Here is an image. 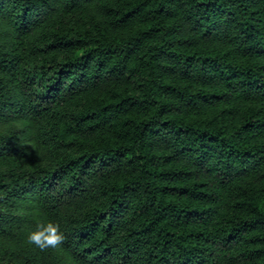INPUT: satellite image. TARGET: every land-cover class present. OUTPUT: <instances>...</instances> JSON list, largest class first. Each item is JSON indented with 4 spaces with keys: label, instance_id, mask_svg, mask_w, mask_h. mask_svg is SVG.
<instances>
[{
    "label": "trees",
    "instance_id": "obj_1",
    "mask_svg": "<svg viewBox=\"0 0 264 264\" xmlns=\"http://www.w3.org/2000/svg\"><path fill=\"white\" fill-rule=\"evenodd\" d=\"M0 264H264V0H0Z\"/></svg>",
    "mask_w": 264,
    "mask_h": 264
},
{
    "label": "clouds",
    "instance_id": "obj_2",
    "mask_svg": "<svg viewBox=\"0 0 264 264\" xmlns=\"http://www.w3.org/2000/svg\"><path fill=\"white\" fill-rule=\"evenodd\" d=\"M28 240L41 249L49 246L55 247L63 240L61 225L52 221L46 224H38L36 229L29 233Z\"/></svg>",
    "mask_w": 264,
    "mask_h": 264
}]
</instances>
